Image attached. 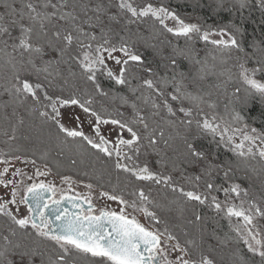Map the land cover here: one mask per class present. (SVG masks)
I'll return each mask as SVG.
<instances>
[{
	"label": "snow or ice",
	"instance_id": "snow-or-ice-1",
	"mask_svg": "<svg viewBox=\"0 0 264 264\" xmlns=\"http://www.w3.org/2000/svg\"><path fill=\"white\" fill-rule=\"evenodd\" d=\"M194 7L221 22L153 0H0L5 143L27 125L50 150L76 153L73 166L125 174L128 190L99 193L119 210L97 208L93 184L80 193L64 175L57 187L38 179L46 164L0 153V264H264V179L248 183L264 177V0Z\"/></svg>",
	"mask_w": 264,
	"mask_h": 264
},
{
	"label": "trees",
	"instance_id": "trees-1",
	"mask_svg": "<svg viewBox=\"0 0 264 264\" xmlns=\"http://www.w3.org/2000/svg\"><path fill=\"white\" fill-rule=\"evenodd\" d=\"M138 3H143L144 0H137ZM154 3H159L162 5H169L172 10L177 11L182 18L191 19L193 21L203 20L206 17H212L208 19V24L212 25L214 23H220V18L213 17L209 9L204 7H194L198 0H153ZM201 2L206 3L207 0H201ZM247 15V13H245ZM260 13L253 12L250 20L245 24L247 33L251 37L253 33L257 36L260 32ZM252 21H255L253 23ZM9 69L4 66L3 62H0V77L9 73ZM0 79V83H2ZM6 130L2 119H0V153H10L15 149L19 148L20 152L17 155H23L31 159H35L37 163L47 165L49 171L58 179H62V176L68 175L72 179L79 181L91 183L97 188L105 191H122L125 197H128V190L125 189L126 177L123 173H117L110 167L104 169L101 164L95 160H89L86 163H78L73 166L71 164L72 159H77L79 161L80 157L76 153L68 154H58L55 150H50L44 141L42 136L37 135L35 131L31 133L28 132L27 125L22 128L19 133H17L18 139L15 142L5 141L8 139L3 135ZM28 135L29 138L25 139L24 136ZM47 152L45 156L44 153ZM256 169L261 168V164L257 161H251L248 165V170L251 172L252 167ZM87 173V175H85ZM239 174V173H238ZM264 179L259 172L254 173L252 179L248 182L249 185L253 186L254 190L258 189L261 184V180ZM133 184H139L138 181H133ZM167 199H171V195L166 193L164 190L160 191L158 203L164 204ZM151 211H156L158 215L162 217L163 220L171 221L173 216L166 209H157L153 206ZM182 223V222H181ZM3 224V220L0 219V225ZM171 227V224L169 225ZM179 231V229H176ZM76 255V254H74ZM79 264H95V260L90 257H78Z\"/></svg>",
	"mask_w": 264,
	"mask_h": 264
},
{
	"label": "rangeland",
	"instance_id": "rangeland-1",
	"mask_svg": "<svg viewBox=\"0 0 264 264\" xmlns=\"http://www.w3.org/2000/svg\"><path fill=\"white\" fill-rule=\"evenodd\" d=\"M29 159H31V158H29ZM12 163H13L14 167L21 168L25 173H27V175H33V173L35 171V168L31 165H25L19 161H13ZM3 167H4V165L0 164V169H2ZM36 167L41 168V170L44 169V165H41L39 163H36ZM38 179L44 180L45 182L54 183V184H56L57 187H66V185H64L62 179L56 178L51 172H50V175H48L47 177H39ZM72 180L74 182L73 187L75 188V190L77 192L85 193V194L88 193L89 190L85 187V185L88 184L87 182L79 181L76 179H72ZM142 186H144L146 190L151 191L153 199L157 202V200L159 198V193L163 189L162 188L158 189L157 186L152 185V184H143ZM102 191H105V190H101V189L97 188L96 186H94L92 189L93 203L96 205V207L97 208L108 207V208L119 210V206L115 202L107 201L105 199L100 198L99 193ZM145 206L148 207V209L151 211V207H150L151 205H145ZM21 208L23 211V206H21ZM128 211H129L130 215H135L140 220L141 223H144L146 226L149 225L148 218L143 213L132 212L131 209H129ZM262 227H264V225H262Z\"/></svg>",
	"mask_w": 264,
	"mask_h": 264
}]
</instances>
